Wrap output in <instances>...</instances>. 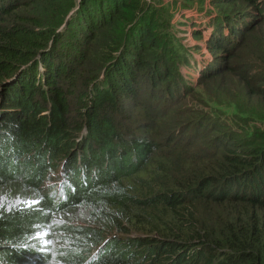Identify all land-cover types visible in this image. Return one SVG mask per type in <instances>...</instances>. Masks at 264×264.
Listing matches in <instances>:
<instances>
[{
	"label": "trees",
	"instance_id": "16d2710c",
	"mask_svg": "<svg viewBox=\"0 0 264 264\" xmlns=\"http://www.w3.org/2000/svg\"><path fill=\"white\" fill-rule=\"evenodd\" d=\"M224 3L209 24L213 62L196 64L191 86L169 19L144 1L0 0V264H264V135L250 129L264 132V104L245 111L264 72L248 79L232 66L264 26V0ZM75 6L82 36L73 22L57 32ZM235 74L242 86L227 108L246 122L207 108L220 125L199 141L187 102L204 81ZM80 211L82 224H55ZM53 234L58 247L42 245Z\"/></svg>",
	"mask_w": 264,
	"mask_h": 264
},
{
	"label": "rangeland",
	"instance_id": "374dc122",
	"mask_svg": "<svg viewBox=\"0 0 264 264\" xmlns=\"http://www.w3.org/2000/svg\"><path fill=\"white\" fill-rule=\"evenodd\" d=\"M75 5H78V0H74ZM147 3L146 8L148 10H151L149 7H152L156 10H159L165 18L169 19V26H164L163 31L166 33H169V36H166L167 39H170L174 41L175 45L178 47V49H181L183 52H186V62L188 63L187 65H183L180 70L181 73L184 75L185 79L187 82L192 86L193 84H196L199 80V70L196 69V64L199 65L202 69L206 64H210L213 62V56L211 55V52L209 51V41L212 36V26L209 24L212 23L218 17L217 15L219 12H224L226 10H230L231 8L224 3V0H141ZM67 3V6L69 7V2ZM226 2V1H225ZM63 3V4H64ZM224 4V5H223ZM71 7V6H70ZM246 7V6H245ZM77 6L70 8L67 16L64 19V22L61 26H58L57 32L63 31L64 28H66V25L69 23H72V27L70 29V34H76L79 35L80 33L83 34L84 32H81V27L82 24L77 23ZM250 9V8H248ZM57 12V8L53 11L51 9L47 8L46 16L48 19L54 20V16ZM229 11L227 12L228 14H231ZM224 14V13H223ZM240 14H245L244 10H240ZM58 18L55 19V21ZM66 23V25H65ZM165 24V22H164ZM45 29V28H44ZM73 29V31H72ZM80 37L82 35H79ZM158 41L162 44L163 39H158ZM244 41L247 43L245 44L244 47H239L237 46L234 53L238 59V61L235 64H232V66L237 69L238 73H247L248 79H251L255 77L256 75L259 74V72H264V26L259 28L257 26L255 28V31H253L250 34H247L244 38ZM68 42V41H67ZM83 48L88 47V42H83ZM74 54H78L77 51L78 49H72ZM90 51V50H89ZM71 52V50H70ZM233 52V51H232ZM252 60V61H250ZM243 80V79H242ZM235 86H242L241 80H240V75L235 74L234 77L231 78H218L214 83H209V81H204V83L199 86L198 91L194 94L193 99H190L186 106H185V111L188 109L192 110V107L196 108L197 114L195 115L194 118V123H195V128L197 131H195L193 134L197 133L198 134V139L199 141H202V139L209 134V137H212V134L215 133V129L210 130L211 126L212 128L216 125L219 126L220 123L216 119L215 116H213L210 112V114H205V111L208 110L207 108H213L216 109L217 111L223 112L227 115H232L234 117H238L239 120H241L243 123L246 122L242 118V114H235L232 112L228 111L229 104H232V107H234V104L230 101V98L234 99V97H229L233 94V90L235 92V89H233ZM254 87L259 88L262 92V95H257V96H252L249 98V106L245 111H248L250 114H257L259 112V104H264V85H254ZM196 91V90H195ZM219 97V99H217ZM229 99L228 104L224 102L223 99ZM263 102V103H262ZM186 113V112H185ZM183 116L179 117L176 121L178 125H182L183 123ZM209 128V129H208ZM234 130H238V127H233ZM231 129V130H233ZM251 131L254 133L256 131L257 134L255 133V137L258 135H264V132L261 130H258L254 124L250 125ZM178 130V129H177ZM195 136V135H194ZM176 139V145L178 147H186V145L191 144L192 140L190 139V134L188 133H182V131L179 129V133L177 136H175ZM162 141V140H161ZM193 142H196L195 138L193 139ZM199 145V144H197ZM165 151V150H163ZM165 167H167V163L169 160H165ZM205 163V162H201ZM204 166H196L195 171H201V173L206 171V168H202ZM57 173V174H55ZM207 173V171H206ZM142 179L146 182H151V177L146 174V175H140ZM60 173H59V168L58 172H54L51 174L49 180V188L50 190H54L58 188V185L60 182H58L57 185L55 183L59 180ZM180 178V177H178ZM177 178V179H178ZM160 181V180H158ZM168 185V184H165ZM141 194L143 196L147 194H152V192H155L157 190L153 188H142ZM13 197L12 195H10ZM13 198L8 197L6 200L10 201ZM21 199L18 198L15 200V203H20ZM212 210L215 211L216 215L219 214V208L213 207V206H208ZM147 212L140 214L142 216H147ZM151 215H155V212L149 211ZM87 218V214L80 211L79 213L71 216V217H57L55 218V224H66L73 222L74 225H79L82 224L81 221H83V218ZM160 219H163L162 214H158L156 216ZM220 218V217H219ZM163 221L169 222L170 220H165ZM151 226L156 227V221H151ZM150 225V223H149ZM129 230H133L135 232H138L134 227L130 225L128 227ZM59 232V231H58ZM139 233V232H138ZM158 232L155 231L151 235H155ZM142 234H145L143 232ZM53 236H50L49 239L43 240L42 245H49V249H55L58 247V242L59 240L57 238H53ZM149 235V232H148Z\"/></svg>",
	"mask_w": 264,
	"mask_h": 264
}]
</instances>
